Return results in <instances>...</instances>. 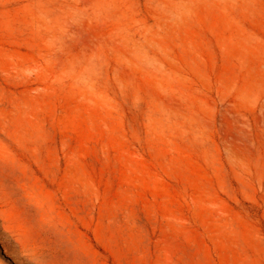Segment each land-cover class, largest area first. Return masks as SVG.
<instances>
[{
    "label": "rangeland",
    "instance_id": "obj_1",
    "mask_svg": "<svg viewBox=\"0 0 264 264\" xmlns=\"http://www.w3.org/2000/svg\"><path fill=\"white\" fill-rule=\"evenodd\" d=\"M0 264H264V0H0Z\"/></svg>",
    "mask_w": 264,
    "mask_h": 264
}]
</instances>
